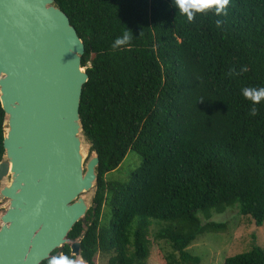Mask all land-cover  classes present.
I'll use <instances>...</instances> for the list:
<instances>
[{
    "label": "trees",
    "instance_id": "16d2710c",
    "mask_svg": "<svg viewBox=\"0 0 264 264\" xmlns=\"http://www.w3.org/2000/svg\"><path fill=\"white\" fill-rule=\"evenodd\" d=\"M54 3L84 45L79 116L99 159L92 205L68 234L83 233L87 264L97 255L107 264H146L153 222L173 252L166 264H198L187 247L225 230L200 214L235 207L262 226L264 101L250 115L242 89L264 87V0H231L227 15L198 14L191 23L173 0ZM126 29L131 44L113 49ZM4 118L0 104V161ZM128 151L138 168L124 183L106 181ZM61 251L70 255L68 245ZM224 264H264V249L253 245Z\"/></svg>",
    "mask_w": 264,
    "mask_h": 264
},
{
    "label": "water",
    "instance_id": "95a60500",
    "mask_svg": "<svg viewBox=\"0 0 264 264\" xmlns=\"http://www.w3.org/2000/svg\"><path fill=\"white\" fill-rule=\"evenodd\" d=\"M83 53L54 0H0V264H41L64 245L81 256L83 233L68 234L92 205L99 163L82 153Z\"/></svg>",
    "mask_w": 264,
    "mask_h": 264
},
{
    "label": "rangeland",
    "instance_id": "374dc122",
    "mask_svg": "<svg viewBox=\"0 0 264 264\" xmlns=\"http://www.w3.org/2000/svg\"><path fill=\"white\" fill-rule=\"evenodd\" d=\"M82 153L85 161L93 155L86 144L82 148ZM139 163L138 155L128 151L121 164L115 170L105 174L104 179L108 182L124 183L128 180L129 174L138 168ZM85 196L90 200L93 192ZM199 216L202 223L223 222L225 230L201 234L187 247L189 253L198 259V264H224L226 258L247 252L253 245L264 249V223L256 227L250 219L239 215L235 207L228 208L222 213L212 212L209 218L202 214ZM161 227L153 222L150 228L151 248L146 264H166L167 256L173 253L166 241L156 239L155 234ZM175 258H178L177 254ZM95 264H107V258L97 255Z\"/></svg>",
    "mask_w": 264,
    "mask_h": 264
},
{
    "label": "clouds",
    "instance_id": "9594fccd",
    "mask_svg": "<svg viewBox=\"0 0 264 264\" xmlns=\"http://www.w3.org/2000/svg\"><path fill=\"white\" fill-rule=\"evenodd\" d=\"M231 0H173L174 7L179 11L180 15L186 17L189 23L193 22L198 14L203 15L214 12L216 16L227 15V9ZM222 21L217 20V28L221 27ZM133 34L126 29L118 36L113 44V49H119L131 44ZM242 71H247L243 68ZM243 97L250 101L253 105L250 115L255 116L257 109L255 105H259L264 101V87H249L242 89ZM46 264H87L86 260L80 256H71L68 254L52 255L47 258Z\"/></svg>",
    "mask_w": 264,
    "mask_h": 264
},
{
    "label": "flooded vegetation",
    "instance_id": "af4514ba",
    "mask_svg": "<svg viewBox=\"0 0 264 264\" xmlns=\"http://www.w3.org/2000/svg\"><path fill=\"white\" fill-rule=\"evenodd\" d=\"M62 252V251H61ZM63 254V253H62Z\"/></svg>",
    "mask_w": 264,
    "mask_h": 264
}]
</instances>
